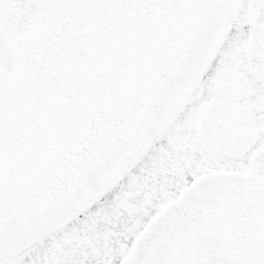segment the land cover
Wrapping results in <instances>:
<instances>
[{
    "label": "flooded vegetation",
    "instance_id": "obj_1",
    "mask_svg": "<svg viewBox=\"0 0 264 264\" xmlns=\"http://www.w3.org/2000/svg\"><path fill=\"white\" fill-rule=\"evenodd\" d=\"M136 1L146 5L149 0ZM95 8L91 6V13ZM161 8L141 12L137 19L125 12L113 25L122 30L128 46L129 62L122 74L110 66L87 67L80 71L84 77L74 81L78 87L71 88L55 82L48 67V76L33 82L44 86L45 99L38 106L46 120L44 137L37 154L10 173V179L4 178L12 184L0 189V219L17 223L75 168L86 149L117 137L147 143L159 131L167 132L169 143L182 151L193 176L184 186L183 203L149 245L151 264H208L212 255L243 256L264 249V142L252 147L247 139L259 110L250 100H261L264 111V94L257 95L254 82L240 68L246 57L242 39L232 41L236 68L226 67L205 82L198 77L187 85L177 81L178 93L158 98L163 75L175 67L193 25L226 14L191 6L190 0L189 6H171L164 13ZM59 13L61 21L67 19L63 26L68 34L86 33L73 26L67 8L59 7ZM257 13L252 10L249 18ZM246 38L259 49L252 64L264 67V31ZM222 42L218 35L217 47ZM200 67L202 71L205 65ZM199 84L218 95L195 94Z\"/></svg>",
    "mask_w": 264,
    "mask_h": 264
},
{
    "label": "snow or ice",
    "instance_id": "obj_2",
    "mask_svg": "<svg viewBox=\"0 0 264 264\" xmlns=\"http://www.w3.org/2000/svg\"><path fill=\"white\" fill-rule=\"evenodd\" d=\"M97 2L104 0H0V64L9 33L19 30L30 12ZM151 2L189 6V0ZM190 2L226 14L193 25L175 67L163 75L158 98L178 93L177 81H207L230 60V42L264 31V0ZM252 10H258L254 19L249 18ZM218 35L223 42L217 47ZM202 64L206 67L201 71ZM246 64L247 58L241 70L254 82L257 95L264 94V67ZM247 139L252 147L264 142V111L252 117ZM192 176L167 132L157 131L147 143L133 144L121 137L100 142L86 149L75 168L17 223L0 219V264H151L149 245L183 203L184 186ZM208 264H264V249L243 256L212 255Z\"/></svg>",
    "mask_w": 264,
    "mask_h": 264
},
{
    "label": "rangeland",
    "instance_id": "obj_3",
    "mask_svg": "<svg viewBox=\"0 0 264 264\" xmlns=\"http://www.w3.org/2000/svg\"><path fill=\"white\" fill-rule=\"evenodd\" d=\"M92 5L96 10L91 13ZM155 6L158 7L151 0L147 1L146 5L138 4L135 0H128L126 3H119L117 0L113 4L104 0L94 4L87 3L86 6H65L73 26H81L87 30L83 36L70 35L65 31L59 7L38 9L27 14L19 30L9 33L8 39L16 50L17 59L15 69L11 73H6L0 67V189L11 186L12 181L4 178L10 179V173L18 172L20 164L33 154L35 156L42 145L46 120L38 106L45 99V91L43 85L33 82L37 78L48 76L44 74L48 67L53 71L55 82H67L71 88L78 87L79 83L74 81L84 77V74L80 75V71H87V67L110 66L114 68V72L122 74L129 62L126 57L128 46L122 34H119L122 30H116L113 25L118 19L122 21L125 12L131 13L132 19H137L139 13L150 12ZM170 7H162L160 11L164 13ZM110 32L117 35L109 37ZM233 44L235 43L229 44L232 59L218 68L217 72L210 76L211 79L226 67L236 68V50L233 49ZM242 46L246 55L244 63L247 58L246 66L252 67V54L259 49L249 43L248 38L242 39ZM27 77L34 80L29 83ZM101 86L107 87L103 84ZM204 87L199 84L193 92L218 95ZM253 103H258L259 110H262L261 100L254 101L252 98V107ZM3 181L6 186L1 185Z\"/></svg>",
    "mask_w": 264,
    "mask_h": 264
},
{
    "label": "water",
    "instance_id": "obj_4",
    "mask_svg": "<svg viewBox=\"0 0 264 264\" xmlns=\"http://www.w3.org/2000/svg\"><path fill=\"white\" fill-rule=\"evenodd\" d=\"M64 22L66 23L65 19H64ZM14 59H15L14 50H13L12 46L9 44V42H8L7 43V54H6L4 62L1 64L2 67L8 72L12 71Z\"/></svg>",
    "mask_w": 264,
    "mask_h": 264
}]
</instances>
